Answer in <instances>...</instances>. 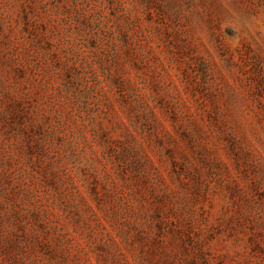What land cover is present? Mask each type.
Returning <instances> with one entry per match:
<instances>
[{
  "label": "rangeland",
  "instance_id": "374dc122",
  "mask_svg": "<svg viewBox=\"0 0 264 264\" xmlns=\"http://www.w3.org/2000/svg\"><path fill=\"white\" fill-rule=\"evenodd\" d=\"M0 264H264V0H0Z\"/></svg>",
  "mask_w": 264,
  "mask_h": 264
}]
</instances>
